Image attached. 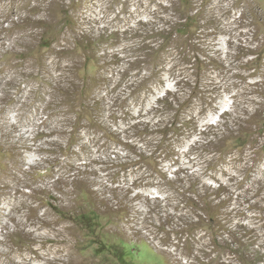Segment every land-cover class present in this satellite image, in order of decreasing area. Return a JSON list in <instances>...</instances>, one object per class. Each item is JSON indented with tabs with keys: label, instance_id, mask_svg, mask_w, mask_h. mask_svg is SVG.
I'll return each instance as SVG.
<instances>
[{
	"label": "rangeland",
	"instance_id": "374dc122",
	"mask_svg": "<svg viewBox=\"0 0 264 264\" xmlns=\"http://www.w3.org/2000/svg\"><path fill=\"white\" fill-rule=\"evenodd\" d=\"M3 38L0 264L45 212L84 264H264V0H0Z\"/></svg>",
	"mask_w": 264,
	"mask_h": 264
},
{
	"label": "bare ground",
	"instance_id": "6f19581e",
	"mask_svg": "<svg viewBox=\"0 0 264 264\" xmlns=\"http://www.w3.org/2000/svg\"><path fill=\"white\" fill-rule=\"evenodd\" d=\"M4 5V4H3ZM39 6V5H38ZM46 7V6H45ZM8 9H10V8H8ZM37 9H39V8H37ZM36 9V10H37ZM35 10V9H34ZM5 11V10H4ZM10 30V29H9ZM8 30V31H9ZM30 34V33H29ZM12 39V41H10ZM10 40H9V49H15L16 48V45H24L25 43H26V40L24 39V34H19L16 38H11ZM2 41H7V40H5L4 38L3 39H1L0 40V45H2L1 44V42ZM2 50H3V48H1V46H0V58L2 57L1 55L3 54V52H2ZM2 60V59H1ZM1 60H0V86L2 87L4 84H7L8 83V80H5L4 79V77L5 76H3V72H5V70H3V67H2V65H1ZM9 64V63H8ZM4 65V64H3ZM24 65V62H14V63H12L11 65H10V68H12V69H17L15 72H13V73H10V79L11 80H13V78H14V75L15 74H22L23 72H21L20 70H18V68L19 67H21V66H23ZM27 67H29V66H26V69H27ZM45 68V70H47L46 69V67H44ZM50 68H51V66H50ZM5 69V68H4ZM30 69V68H29ZM40 69H41V67H40ZM40 71V70H39ZM26 74H31V71H29V70H25L24 71ZM7 74H9V73H7ZM6 74V75H7ZM3 90H4V87L2 88ZM2 92V91H1ZM3 93V95H0V99H4L5 97H7V96H9L8 95V93H6V92H2ZM220 114V113H219ZM35 160H37V159H35ZM16 175V173H14L13 171H12V174H11V176H15ZM8 186H10L11 188H12V184L9 182L8 183ZM18 188H14L13 190H17ZM0 191H1V188H0ZM6 197V199H8V200H6V204H7V206L6 207H4V208H6L7 210H8V212H9V214L12 216L14 213H15V211L16 210H23L25 207V209L27 210V208L29 207V205H27V201H25V199H18L17 197L16 198H14L13 197V195L12 196H5ZM12 204V206L14 207V208H10V205ZM1 211V210H0ZM59 221V220H58ZM58 221L56 220V219H49L47 216H46V212L42 215V216H38L37 218L36 217H33L32 215H26L25 216V219H22V221L20 220V221H18L17 222V226L18 227H20V226H22V227H25L26 225H30V226H33L34 227V229H32V230H29L28 232L30 233V234H32V233H36V235H39V236H43L44 237V235L46 234V230L44 231V232H37L38 231V229H39V227L40 226H47L48 228H50L49 230H50V232H53L54 234H55V236H53L54 237V243H56V244H58L59 246H56L55 248H52V249H50L49 250V248H47L49 251H52V254H54L55 253V255H54V257L53 258H47L46 257V259L48 260V262L50 261V262H57L58 261V259H63L64 257H62V256H66L67 255V259H63V260H65V262L67 263V264H84V262H83V260H81V261H78L77 260V258L75 259L74 257H73V255H72V251H71V246L72 245H77V238H79L78 236H77V231L75 230H71V228H70V226H67V225H63V226H61V228H58ZM39 224V226H37ZM9 235H5V237L1 240V242L4 244H6V242H7V237H8ZM47 236V235H46ZM50 236V235H49ZM37 238H38V236H37ZM41 238V237H40ZM46 238V237H45ZM44 238V239H45ZM48 238V237H47ZM50 238H52V237H50ZM79 242V241H78ZM44 246H47L48 245V243H47V241H42L41 242ZM50 245V244H49ZM73 247V246H72ZM77 247H79V246H77ZM49 251H47V252H49ZM46 252V253H47ZM44 254H45V252H43ZM29 254V253H28ZM31 254V253H30ZM23 255V254H22ZM59 255V256H58ZM41 256V255H40ZM42 257H43V255H42ZM45 258V257H44ZM75 259V260H74ZM23 260L25 261V260H30L29 258H27V257H24L23 258ZM26 262V261H25ZM48 262L46 261V263L45 264H48ZM9 264H10V262H9ZM17 264V263H16Z\"/></svg>",
	"mask_w": 264,
	"mask_h": 264
},
{
	"label": "clouds",
	"instance_id": "9594fccd",
	"mask_svg": "<svg viewBox=\"0 0 264 264\" xmlns=\"http://www.w3.org/2000/svg\"><path fill=\"white\" fill-rule=\"evenodd\" d=\"M31 163H33V161H32V160H29V161H28V164L30 165Z\"/></svg>",
	"mask_w": 264,
	"mask_h": 264
},
{
	"label": "trees",
	"instance_id": "16d2710c",
	"mask_svg": "<svg viewBox=\"0 0 264 264\" xmlns=\"http://www.w3.org/2000/svg\"><path fill=\"white\" fill-rule=\"evenodd\" d=\"M189 21V19L187 20V22ZM184 26V25H183ZM185 26H186V24H185Z\"/></svg>",
	"mask_w": 264,
	"mask_h": 264
},
{
	"label": "water",
	"instance_id": "95a60500",
	"mask_svg": "<svg viewBox=\"0 0 264 264\" xmlns=\"http://www.w3.org/2000/svg\"><path fill=\"white\" fill-rule=\"evenodd\" d=\"M224 111V109H222Z\"/></svg>",
	"mask_w": 264,
	"mask_h": 264
}]
</instances>
